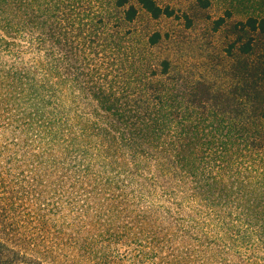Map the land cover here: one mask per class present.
Listing matches in <instances>:
<instances>
[{
  "label": "trees",
  "instance_id": "16d2710c",
  "mask_svg": "<svg viewBox=\"0 0 264 264\" xmlns=\"http://www.w3.org/2000/svg\"><path fill=\"white\" fill-rule=\"evenodd\" d=\"M140 12L173 10L0 0V111L9 103L64 154L157 189L212 263L264 264V15L238 18L224 63L202 73L178 64L172 31H137ZM17 257L0 238V264Z\"/></svg>",
  "mask_w": 264,
  "mask_h": 264
},
{
  "label": "rangeland",
  "instance_id": "374dc122",
  "mask_svg": "<svg viewBox=\"0 0 264 264\" xmlns=\"http://www.w3.org/2000/svg\"><path fill=\"white\" fill-rule=\"evenodd\" d=\"M158 2L173 10L170 18L140 12L133 26L172 31L177 43L168 49L178 64L202 73L208 62L224 63L238 18L264 15V0ZM8 104L0 111V238L21 256L11 264H220L186 238L187 218L157 189L141 192L77 151L64 154Z\"/></svg>",
  "mask_w": 264,
  "mask_h": 264
}]
</instances>
